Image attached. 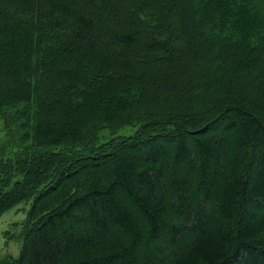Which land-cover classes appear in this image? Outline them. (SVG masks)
<instances>
[{
	"label": "trees",
	"instance_id": "obj_1",
	"mask_svg": "<svg viewBox=\"0 0 264 264\" xmlns=\"http://www.w3.org/2000/svg\"><path fill=\"white\" fill-rule=\"evenodd\" d=\"M20 202L0 264H264V0H0Z\"/></svg>",
	"mask_w": 264,
	"mask_h": 264
},
{
	"label": "rangeland",
	"instance_id": "obj_2",
	"mask_svg": "<svg viewBox=\"0 0 264 264\" xmlns=\"http://www.w3.org/2000/svg\"><path fill=\"white\" fill-rule=\"evenodd\" d=\"M119 134L130 135L132 129L126 127ZM31 202H20L0 216V259L5 256L17 257L20 248V233L26 220Z\"/></svg>",
	"mask_w": 264,
	"mask_h": 264
}]
</instances>
